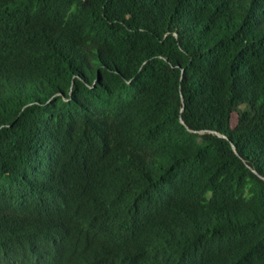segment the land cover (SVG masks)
<instances>
[{"label": "trees", "instance_id": "16d2710c", "mask_svg": "<svg viewBox=\"0 0 264 264\" xmlns=\"http://www.w3.org/2000/svg\"><path fill=\"white\" fill-rule=\"evenodd\" d=\"M0 264H264V0H0Z\"/></svg>", "mask_w": 264, "mask_h": 264}]
</instances>
